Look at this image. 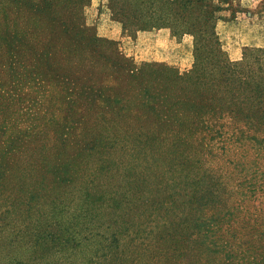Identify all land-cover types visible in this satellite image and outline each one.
<instances>
[{
	"label": "trees",
	"instance_id": "1",
	"mask_svg": "<svg viewBox=\"0 0 264 264\" xmlns=\"http://www.w3.org/2000/svg\"><path fill=\"white\" fill-rule=\"evenodd\" d=\"M91 1L0 0V264H264V49L215 31L238 0H96L189 37L183 72L97 36Z\"/></svg>",
	"mask_w": 264,
	"mask_h": 264
},
{
	"label": "rangeland",
	"instance_id": "2",
	"mask_svg": "<svg viewBox=\"0 0 264 264\" xmlns=\"http://www.w3.org/2000/svg\"><path fill=\"white\" fill-rule=\"evenodd\" d=\"M257 3L258 0H238L239 10L233 16H230V11L219 14L215 31L221 49L230 61L239 60L245 47L264 49V21L261 14L256 13ZM233 6L236 7L235 4ZM84 16L97 36L116 42L122 54L136 64H160L179 72L187 70L191 64L189 37L175 41L165 29L122 33L119 25L110 20L96 0L85 8Z\"/></svg>",
	"mask_w": 264,
	"mask_h": 264
}]
</instances>
